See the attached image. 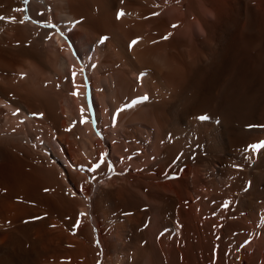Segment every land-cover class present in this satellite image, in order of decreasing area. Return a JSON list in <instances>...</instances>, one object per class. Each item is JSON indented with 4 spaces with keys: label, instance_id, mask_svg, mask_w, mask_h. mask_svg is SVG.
<instances>
[{
    "label": "bare ground",
    "instance_id": "obj_1",
    "mask_svg": "<svg viewBox=\"0 0 264 264\" xmlns=\"http://www.w3.org/2000/svg\"><path fill=\"white\" fill-rule=\"evenodd\" d=\"M0 17V264H264V0Z\"/></svg>",
    "mask_w": 264,
    "mask_h": 264
},
{
    "label": "snow or ice",
    "instance_id": "obj_2",
    "mask_svg": "<svg viewBox=\"0 0 264 264\" xmlns=\"http://www.w3.org/2000/svg\"><path fill=\"white\" fill-rule=\"evenodd\" d=\"M123 15H125L124 12H122V11L119 12V13L117 14V19L121 18ZM2 19H4V17H0V20H2ZM46 26L49 27V28H54V27H55V25H46ZM172 27L175 28V27H177V25H172ZM107 39H108V37L104 36V37H101L100 40H99L98 42H99L100 44H103V43H105V41H106ZM163 39L166 40V39H168V37L165 36V37H163ZM153 43H155V41H154ZM136 44H137V41L134 40V41H132V43L129 45V47L131 48V47L135 46ZM70 46H71V45H70ZM73 55L79 56V53L74 51ZM144 75H146V74H145V73H142V74H141V78H142ZM75 77H76V72L73 70L72 73H71V81H72V83H73L74 91L71 93V95H73V96H77V97H78V96H79V92H78V90H75V89H77V86L75 85ZM148 99H149L148 96H143V97L140 98L139 101L134 102L133 105H126L125 108L120 109V111L123 112V111L126 110V108H128V107H134L135 104L145 102V101H147ZM84 112H85V109H84L83 107H81V109H80L81 116L84 115ZM33 115H34V116H35V115H40V116H42V114H35V113H34ZM116 116H117V113H113V119H115ZM199 119L202 120V121H206V120L209 119V117H208V116H200ZM82 122H87V121H82ZM253 148H254V149L264 148V142H262V143L259 144V145H254ZM99 167H100V164H97V165H96V169H98ZM105 167H106V165H105ZM93 170H95V169H93ZM46 191H47V189H46ZM83 215H85V214H84V213H81V216H83Z\"/></svg>",
    "mask_w": 264,
    "mask_h": 264
}]
</instances>
